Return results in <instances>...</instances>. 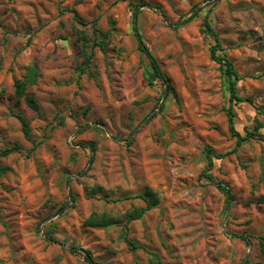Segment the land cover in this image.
I'll list each match as a JSON object with an SVG mask.
<instances>
[{"label": "rangeland", "instance_id": "374dc122", "mask_svg": "<svg viewBox=\"0 0 264 264\" xmlns=\"http://www.w3.org/2000/svg\"><path fill=\"white\" fill-rule=\"evenodd\" d=\"M31 67L39 112L14 97ZM229 109L248 137L237 148ZM11 147L0 264H264V0H0V151ZM206 148L223 154L212 167ZM146 188L157 205L128 222ZM93 214L115 222L90 226Z\"/></svg>", "mask_w": 264, "mask_h": 264}, {"label": "trees", "instance_id": "16d2710c", "mask_svg": "<svg viewBox=\"0 0 264 264\" xmlns=\"http://www.w3.org/2000/svg\"><path fill=\"white\" fill-rule=\"evenodd\" d=\"M130 4H131V6H133V18L135 19V17L137 18V15H138V13H137L138 5L134 4L133 2H130ZM192 12H193V15L191 18L198 16V12H199L198 10H193ZM73 13H74V19L77 20V22L81 23V19H80L79 15L76 14L75 11H73ZM206 26H207L208 30L211 31V29L208 27L207 23H206ZM136 36H138V33H136ZM215 40H217L216 36H215ZM138 49L142 53H144L146 55V57L148 58L149 63L151 64V67H152L156 77L159 78L169 89H171L170 85L167 83L168 79L164 75L161 74L160 69H159V65L154 60L152 55L149 53L148 49L145 47L144 43L141 41L139 36H138ZM217 51H218V45L211 46L210 58L212 61H214L220 65V70L222 71V73L224 74V76L227 79V82H228L229 88H230V100L232 101L235 99L237 101H240L241 99L239 97H237V95H236L235 82L237 80H239V77L236 73V70L233 68L232 64L227 59L218 57L216 55ZM83 56H84V61L82 63L83 64L82 70H84V67L88 66L90 64V61H91V55H87V54L83 53ZM37 76H38V71L36 70L35 67H31V68L27 69V74H25L21 79H14V81H13V91H14V97L16 98V103H19L20 99H23L24 102L26 103V105L31 110H33L34 112H39V105L36 102V100L33 98V96L25 94V91L29 85L35 84ZM148 81L151 83L150 80H148ZM163 94L165 95V90L163 91ZM247 101L252 102L251 99H247ZM16 117L22 125V131H23L24 135H27L28 134V123H27V121L20 114H16ZM233 117H234V114L229 109V111H228L229 132L231 133V135L233 137L236 138V147L235 148H237L238 146H240L242 144V142L246 141L248 137L241 136L240 133H238L235 130L234 125H233ZM248 134H249V136L252 135V133H248ZM89 147L91 148L92 151L95 150V147L93 145H89ZM16 149H17V147H11V148L4 149V150L0 151V157H5L8 154H10L11 152L15 151ZM205 156L207 159L208 167H212L213 166V161H212L213 158L221 159L223 154H217L212 149L206 148ZM203 174L207 178L212 179V176L210 174H208L206 172H204ZM225 192L228 196V200H231L232 195L230 194L229 190L226 187H225ZM139 196L146 202V207L139 212H133V213L126 215V219L128 222L135 220V219H138L144 210L152 209L157 205L158 198L156 196V193L149 190L148 188H146L144 190V192L142 194H140ZM260 200H262V202H264V196ZM87 222L90 226L95 227V226L101 225L100 222H103L104 226H107V225L113 224L115 221L107 218L105 215H102L99 218L98 216L93 214L88 218ZM127 243L129 245H131L132 248H136V245L132 244L130 241L127 240ZM263 247H264V245H263ZM80 252L83 253L84 258L88 262H91L90 251L83 249ZM157 264H161V263L157 262Z\"/></svg>", "mask_w": 264, "mask_h": 264}, {"label": "water", "instance_id": "95a60500", "mask_svg": "<svg viewBox=\"0 0 264 264\" xmlns=\"http://www.w3.org/2000/svg\"><path fill=\"white\" fill-rule=\"evenodd\" d=\"M138 10V9H137ZM134 25H136V17H135V19H134ZM166 94V93H165Z\"/></svg>", "mask_w": 264, "mask_h": 264}]
</instances>
